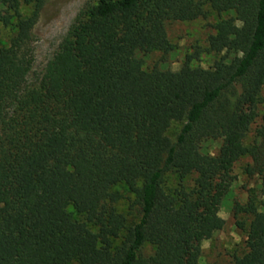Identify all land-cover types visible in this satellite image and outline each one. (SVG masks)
Returning a JSON list of instances; mask_svg holds the SVG:
<instances>
[{
  "label": "trees",
  "instance_id": "trees-1",
  "mask_svg": "<svg viewBox=\"0 0 264 264\" xmlns=\"http://www.w3.org/2000/svg\"><path fill=\"white\" fill-rule=\"evenodd\" d=\"M47 1L0 0V15L18 17L0 42V264H199L205 235L224 228L238 159H251L264 196V0H97L28 86L24 50ZM206 6L235 14L207 40L224 55L209 69L189 58L176 72L143 70L138 55L173 51L166 23L204 18ZM221 137L216 156L202 152ZM117 185L137 221L117 211ZM232 212L248 221L233 264H264V201L250 195Z\"/></svg>",
  "mask_w": 264,
  "mask_h": 264
},
{
  "label": "rangeland",
  "instance_id": "rangeland-1",
  "mask_svg": "<svg viewBox=\"0 0 264 264\" xmlns=\"http://www.w3.org/2000/svg\"><path fill=\"white\" fill-rule=\"evenodd\" d=\"M97 0H48L39 13L37 21L30 31L25 51V57L29 60V70L26 76L28 86H37L45 72L48 63L59 52L64 38L75 25L81 13ZM207 14L189 22H168L165 31L168 41L173 46V51L168 55L153 52L147 56L138 55L143 61V70L150 71L158 68L163 71H178L187 59H191L192 67L209 69L220 59L224 53L215 55L207 52V40L215 33L214 26L222 19H234V12L218 14L206 6ZM30 8H21L22 18L30 13ZM18 22V17L7 9H3L0 15V42L5 46L13 36V29ZM240 23L236 22L238 29ZM260 124L258 121L257 126ZM180 124L174 123L167 132V136L174 141L179 132ZM255 126L252 128L254 134ZM222 145V137L215 141L202 143L203 153L216 156ZM251 165L249 157H242L234 164L230 172V186L228 187L218 216L225 221L224 228L220 231L208 232L201 242V257L199 264H233L235 255L241 256L245 252V229L248 221L241 216L235 218L232 208L235 203L246 204L250 195H253L258 203L264 201L261 191V180L258 176H249L245 168ZM194 177L187 179L185 187L193 186ZM178 178L169 173L163 180V188L169 192L177 187ZM122 195V199L115 205L117 211L128 220L137 221V211L132 207L133 195L129 194L123 185L112 188ZM78 218V216H76ZM153 253V248L145 245L144 255Z\"/></svg>",
  "mask_w": 264,
  "mask_h": 264
}]
</instances>
